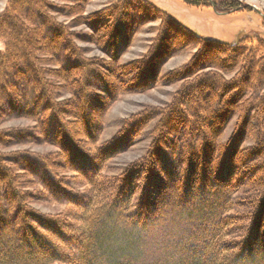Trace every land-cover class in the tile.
<instances>
[{
    "label": "trees",
    "instance_id": "trees-1",
    "mask_svg": "<svg viewBox=\"0 0 264 264\" xmlns=\"http://www.w3.org/2000/svg\"><path fill=\"white\" fill-rule=\"evenodd\" d=\"M180 1L217 13L238 8L231 0ZM83 2L66 8L67 24L48 16L46 0H9L0 15V107L20 100L23 82L36 101L20 114L34 123L30 129H3L0 113V264H264V43L203 40L145 0H121L89 16ZM132 13L160 24L143 58L118 65L115 47ZM79 26L89 32L71 30ZM77 42L111 57L87 58ZM188 48H195L188 63L164 79L181 84L171 101L133 119L136 132L153 125L144 155L107 170L130 145V130L100 145L94 127L120 92L151 88L157 59ZM61 51L75 64L64 67ZM92 79L105 90L93 105ZM15 136L53 146L41 163L49 170L45 158H59L56 165L75 174L74 187L84 188L82 198L57 215L32 208L34 182L13 163L19 153L2 151ZM167 227L176 236L170 251L143 260L146 236Z\"/></svg>",
    "mask_w": 264,
    "mask_h": 264
},
{
    "label": "rangeland",
    "instance_id": "rangeland-1",
    "mask_svg": "<svg viewBox=\"0 0 264 264\" xmlns=\"http://www.w3.org/2000/svg\"><path fill=\"white\" fill-rule=\"evenodd\" d=\"M9 0H0V15ZM79 0H46L48 5L52 6L48 16L58 23L67 24L72 16L68 14L67 7L73 6ZM121 0H85L82 3L84 16H89L108 5L114 4ZM157 10L165 14L174 23L182 26L188 32L203 40L218 42L221 44L232 45L243 36L249 37L250 41H262L264 43V0H231L239 10L232 8L228 13H217L212 8L191 7L185 5L180 0H145ZM76 5V4H75ZM247 8V9H246ZM236 10V11H235ZM262 17V18H261ZM125 22V21H124ZM37 24H45L41 17L37 18ZM126 28L120 30L119 42L115 47V56L118 65H127L143 58L152 45L156 36L155 28L160 21H144L138 14L132 13L130 20L126 23ZM46 32L52 35V31L46 25ZM73 32L83 35L89 32L85 26H79L71 29ZM77 44L86 48L84 54L87 58L98 57L107 59L111 57V51L102 52L95 46L88 43ZM254 44V43H253ZM0 49H3V42H0ZM195 53V48L185 49L167 61L160 59L155 61V66L151 71L154 81L151 88L145 92H134L118 94L115 102L108 107L104 115L99 120V125L94 127V131L99 133V144H108L114 139L120 137V133L126 126L130 145L124 148L122 153L114 157L107 164V170L116 172L117 169L129 164L130 162L141 158L148 145L149 132L153 125H148L143 130L136 132L138 126H135L133 119L145 109H158L168 104L173 95L180 87V83L166 85L164 79L167 75L177 71L188 63ZM61 64L64 67L75 64L74 60L68 58L64 51L58 54ZM130 78V77H129ZM25 82L26 79H23ZM18 84L20 81L10 78V83ZM128 81V80H127ZM23 82V81H22ZM139 82V81H134ZM133 84V83H132ZM131 84V85H132ZM137 84V83H136ZM19 85V84H18ZM126 85V84H124ZM92 94V105L96 97L105 93L103 86L98 79H92L89 84ZM21 97L17 102H9L0 107V113L5 114V122L2 124L3 129L7 130H27L34 126L31 120L22 117L24 114L34 108L36 103L35 94L31 86L24 82L20 84ZM40 104V103H39ZM41 105V104H40ZM24 112V113H23ZM231 130V125L226 129L222 140H225ZM48 131H50L48 129ZM135 133V135H134ZM5 153L18 152L13 161L15 169L19 172L27 171L31 176L34 185L29 189L34 197L31 207L42 214L57 215L64 212L66 204L69 201L82 198L84 188L74 187L72 183V172L62 171L56 165L59 158L54 156L45 158L52 164V167L46 169L41 163L40 156H48L56 153V149L38 139H21V136L11 137V141L6 148L2 149ZM55 171H57L55 173ZM65 172V173H62ZM108 172L107 175H110ZM55 178V179H54ZM61 182L63 187L57 183ZM241 198V193H235L233 200L237 203ZM174 238L170 228H165L161 232L149 234L145 238L146 252L143 260H151L153 257L162 258L170 251L169 244Z\"/></svg>",
    "mask_w": 264,
    "mask_h": 264
},
{
    "label": "water",
    "instance_id": "water-1",
    "mask_svg": "<svg viewBox=\"0 0 264 264\" xmlns=\"http://www.w3.org/2000/svg\"><path fill=\"white\" fill-rule=\"evenodd\" d=\"M239 9H240L239 7H238V8H236V10H239ZM236 10H235V11H236Z\"/></svg>",
    "mask_w": 264,
    "mask_h": 264
}]
</instances>
